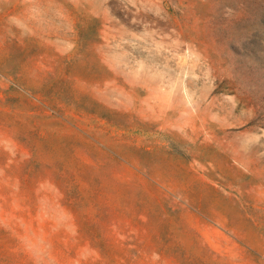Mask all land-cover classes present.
Instances as JSON below:
<instances>
[{
	"label": "rangeland",
	"instance_id": "rangeland-1",
	"mask_svg": "<svg viewBox=\"0 0 264 264\" xmlns=\"http://www.w3.org/2000/svg\"><path fill=\"white\" fill-rule=\"evenodd\" d=\"M0 72L8 163L74 182L78 206L45 184L35 219L74 264L111 231L264 264V0H0Z\"/></svg>",
	"mask_w": 264,
	"mask_h": 264
},
{
	"label": "trees",
	"instance_id": "trees-1",
	"mask_svg": "<svg viewBox=\"0 0 264 264\" xmlns=\"http://www.w3.org/2000/svg\"><path fill=\"white\" fill-rule=\"evenodd\" d=\"M0 77L4 78L5 76L0 72ZM13 88L18 92L26 91L17 84H14ZM29 97L34 101L37 100L35 94L29 95ZM13 114V110L7 111L6 107L0 105V116L5 117ZM12 138L15 142H19L14 137ZM8 160L10 159H8L7 153L0 149V173L5 176L1 177L2 181L12 189L15 188L16 192L18 191L12 197L0 195V264H74L69 258L68 248L61 241H57V236L52 234L49 227V225L52 227V224L48 223L44 228H37L38 222L35 220L43 195L40 193L42 185H51L58 191L59 195L63 197L59 199L60 207L65 209L69 208V205L78 206L77 201H72V197L68 194L70 185L74 182L67 177L68 174L64 169L55 167H51L49 170L33 169L34 167L28 166V161L15 160L13 163H8ZM11 174L16 175L12 177ZM2 187L4 186L0 182V189ZM97 194L98 192L95 196ZM17 195L23 198L19 205L16 204L17 199L20 198ZM76 212L74 209L72 214H76ZM84 217L88 219L87 215ZM94 218L100 219L98 215H95ZM29 224L33 225L34 235L38 234V229L49 234L45 238L46 241L38 239L45 245L40 247L42 248L41 254L35 255L34 253L38 244L37 239L27 233ZM79 233L86 234L82 227H80ZM112 233L113 231L110 232L112 238H107L104 235L102 237L100 233H96L97 235L91 233L93 245L90 248L98 258L92 257L87 261H80L78 264H153L152 261L147 260V256L153 253L159 257L156 264H214L215 253L207 246L196 244V247L187 249L182 244L167 240L168 242L158 245L154 250L152 247H147L145 243L121 242L116 233L113 235ZM131 246H134L135 249L130 248ZM196 249L200 250V257L196 256Z\"/></svg>",
	"mask_w": 264,
	"mask_h": 264
}]
</instances>
